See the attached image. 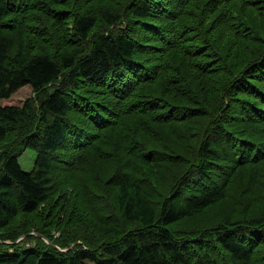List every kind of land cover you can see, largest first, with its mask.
Listing matches in <instances>:
<instances>
[{
	"label": "trees",
	"instance_id": "1",
	"mask_svg": "<svg viewBox=\"0 0 264 264\" xmlns=\"http://www.w3.org/2000/svg\"><path fill=\"white\" fill-rule=\"evenodd\" d=\"M263 212L264 0H0V264H264Z\"/></svg>",
	"mask_w": 264,
	"mask_h": 264
},
{
	"label": "rangeland",
	"instance_id": "2",
	"mask_svg": "<svg viewBox=\"0 0 264 264\" xmlns=\"http://www.w3.org/2000/svg\"><path fill=\"white\" fill-rule=\"evenodd\" d=\"M31 94V90L28 88L22 89L10 100V103L20 104L26 97ZM35 158V152L27 149L24 153L18 158L21 167L25 171H29L32 167Z\"/></svg>",
	"mask_w": 264,
	"mask_h": 264
},
{
	"label": "bare ground",
	"instance_id": "3",
	"mask_svg": "<svg viewBox=\"0 0 264 264\" xmlns=\"http://www.w3.org/2000/svg\"><path fill=\"white\" fill-rule=\"evenodd\" d=\"M205 119H206V118H205ZM205 121H206V120H205ZM203 123H204V122H202V124H203ZM202 124H201V125H202ZM201 128H202V127H201ZM168 183H169V179H168ZM165 189H166V188H165ZM251 204H252V203H251ZM253 204H254V203H253ZM253 204H252V205H253ZM259 207H260V206H259ZM252 208H253V207H252ZM260 209H261V208H260ZM252 212H254V211H252ZM263 213H264V212H263ZM246 219H247V218H246ZM253 224H254V223H253ZM237 227H238V226H237ZM248 228H249V227H248ZM249 239H250V238H249ZM246 243H247V242H246Z\"/></svg>",
	"mask_w": 264,
	"mask_h": 264
},
{
	"label": "water",
	"instance_id": "4",
	"mask_svg": "<svg viewBox=\"0 0 264 264\" xmlns=\"http://www.w3.org/2000/svg\"><path fill=\"white\" fill-rule=\"evenodd\" d=\"M38 235V234H37Z\"/></svg>",
	"mask_w": 264,
	"mask_h": 264
}]
</instances>
